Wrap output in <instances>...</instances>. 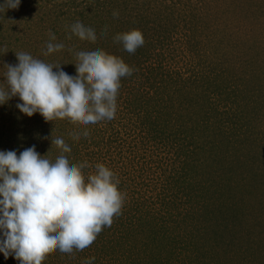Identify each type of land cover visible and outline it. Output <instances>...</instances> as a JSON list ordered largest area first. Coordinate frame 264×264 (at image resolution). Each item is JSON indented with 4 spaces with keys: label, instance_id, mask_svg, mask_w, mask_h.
<instances>
[{
    "label": "rangeland",
    "instance_id": "obj_1",
    "mask_svg": "<svg viewBox=\"0 0 264 264\" xmlns=\"http://www.w3.org/2000/svg\"><path fill=\"white\" fill-rule=\"evenodd\" d=\"M28 1L20 0L18 12L36 11V21L24 19L21 24L24 30L19 33L8 27L1 29L5 33L0 38V53L3 52L0 84L4 82L7 71L4 65H15L18 62L15 53L18 52H26L45 63L62 64L64 72L75 76L76 70L70 68L71 62H77L75 53L95 51L92 42H83L70 33L71 25L77 21L95 30L96 42L102 41L100 33L106 27L110 32L116 31L105 39L107 44L102 50L107 54H119L115 51L118 42L113 40L119 30H139L145 41L134 54L126 51L134 72L129 77L121 78L115 118L83 126L89 132L86 138L81 136L78 141L72 139L70 134L80 126L73 125L69 120L46 123L39 113L27 117L17 110L12 126L2 116L3 105H0V149L14 150L19 156L25 148L34 145L43 156L51 147V136L63 138L71 148L70 163L87 162L90 166L82 169L85 178L94 172L95 165L104 164L119 179L118 189L126 194L121 214L113 218L111 227L102 229L91 246L83 251L74 249L72 253H61L57 249L42 264H83L92 257L95 258L94 264H133L130 258L135 254L140 259L139 264L147 261V256L141 254L145 245L151 243V231L159 222L167 225L165 221H169L168 226L173 224V216L178 215V208L174 210V206L187 214L190 208L186 206L191 203L189 195L202 179L208 178L214 157H219L221 162L228 161L235 169L222 176L233 177L231 183L237 181L234 185L237 190L229 193L228 199L226 197V205H232V209L224 208L228 219L236 223V228L232 229L230 224L229 230L232 231L223 241L226 243L232 236L231 239L236 237L238 242L251 233L264 245V119L260 122L263 129L252 132L253 136H249L247 143L239 145L233 143L236 141L233 132L242 134L243 129L236 128L231 116L236 111L235 100H242L244 109H251L249 94L256 86L264 92V0H122L124 5L125 2L130 3L125 15L124 6L118 1L112 3L113 0H105L106 4L102 3L101 8L96 7L98 5L89 6L82 0H39L41 7H36L34 3L29 5ZM0 3L3 4L4 0H0ZM114 11L122 16L114 18ZM4 14L8 12L2 13L3 17L0 15V22L7 26ZM127 15L132 18L131 27L123 23ZM105 19L111 23L107 24ZM49 33L55 34L54 43H63L65 47L46 56L44 52ZM69 36L71 39H68ZM257 39L262 47L253 46L251 40ZM130 64L127 65L132 68ZM150 71L152 79L156 78L158 71L163 72L161 74L165 77L181 73L185 79H190L189 83L195 75L196 78H207L201 80L204 88L192 84V91H189L192 93L190 96L199 98V103L194 101L195 108L198 112L202 111V120L206 117L210 124L208 128L202 124L199 129L197 145L200 147L196 151L188 154V148L186 155H183L176 143L165 144L160 142L161 139L151 141L148 148L141 145L137 138V125L140 124V115L146 117L147 114L136 112L130 106L132 102V107L136 106L142 95L149 101L146 80L151 76ZM202 90L209 94L214 103L213 109L208 110L205 99L197 94ZM17 103L21 101L14 97L6 104L12 106ZM222 120L225 123H220ZM214 121L218 124H214ZM223 127L225 131L219 133L218 130ZM11 143L13 149L7 146H11ZM59 154V149L52 146L48 158L54 161ZM240 161L243 166L238 169L237 163ZM207 165L208 173L205 172ZM163 209L165 221H153L157 212ZM213 218H221L220 210L215 211ZM237 221H242V232L238 230ZM173 228L174 225L165 229V235L172 234ZM233 230L238 231L237 236L233 235L236 233ZM229 249L231 257V250L236 255L228 264H251L248 257L240 255L238 247ZM2 256L7 264H19L12 256L9 259H5L3 253ZM210 264L222 263L213 259Z\"/></svg>",
    "mask_w": 264,
    "mask_h": 264
},
{
    "label": "clouds",
    "instance_id": "obj_2",
    "mask_svg": "<svg viewBox=\"0 0 264 264\" xmlns=\"http://www.w3.org/2000/svg\"><path fill=\"white\" fill-rule=\"evenodd\" d=\"M19 5L20 0H4L0 13ZM118 16L114 11L113 17ZM71 33L82 41L97 40L95 30L80 21L71 25ZM55 40L49 33L44 55L65 47ZM113 40L129 54L145 43L139 30L119 33ZM15 56V65H4L0 105L18 97L21 103L16 107L27 117L39 113L46 123L67 119L80 126L70 134L77 141L89 136L83 126L115 118L121 78L134 72L121 58L99 49L75 53V76L64 72L62 64L45 63L26 52ZM50 139L51 147L43 156L34 145L19 156L14 150L0 151V253L19 264H42L57 249L83 251L104 227H111L124 204L126 194L118 189L119 179L112 170L97 164L85 178L82 169L90 167L87 162L70 163L65 154L71 148L65 140ZM52 146L60 152L54 161L48 158ZM94 259L83 264H94Z\"/></svg>",
    "mask_w": 264,
    "mask_h": 264
},
{
    "label": "trees",
    "instance_id": "obj_3",
    "mask_svg": "<svg viewBox=\"0 0 264 264\" xmlns=\"http://www.w3.org/2000/svg\"><path fill=\"white\" fill-rule=\"evenodd\" d=\"M117 1L122 4V0H113L112 3H117ZM83 2H85V4L88 3L89 6L98 5L96 7L99 8L102 7V3L106 4L105 0H82V3ZM31 3H34L36 7L42 6L39 0L28 1L29 5ZM125 4L126 5H124V3L122 4L124 6L123 15H125V10L128 13L130 3L125 2ZM130 9L132 8L130 7ZM7 12L8 14H4V17L6 16L4 19H6L5 23L7 26L0 22V38H2L5 33H2L3 31H1V29L5 28L6 30L8 27L12 28L14 32L19 33L21 30H24V28H22L24 26L21 25L24 19L28 22L36 21L37 14L36 11L33 10L18 12L17 9L15 12L10 10H7ZM0 15L3 17L2 13H0ZM120 16L122 15L120 14L118 17ZM124 18L126 21L123 19V23L131 27V16L127 15L126 17L124 16ZM127 18L129 19L127 20ZM104 21L107 24L111 23L109 22V19H105ZM128 31L131 30H129V28L125 30L122 29L121 31H118V34ZM115 32L116 31L110 32L109 29H107L106 32H101L100 35L102 37V41L91 43V45L94 46L93 50H102L107 44L105 39L109 36H113ZM84 41L86 42V40ZM251 42L255 44H253L255 48L258 46L262 47V45L259 44L260 41L258 39L256 41L251 40ZM118 44L119 47H117ZM117 45L115 51L119 54H116L115 56L124 60L125 63L127 62V64H130V56H127L128 54L126 55V51L123 49L122 44L117 43ZM112 50L114 51V46H112ZM124 53L125 56H123ZM1 54H3V52L0 53V59L2 58ZM75 63L76 62L74 61L71 62L70 68L75 69ZM131 67L134 69L132 65ZM74 73L76 75V72ZM150 73L151 76L148 77L147 80L145 79L149 89V101H147L145 96L142 95L140 97V102H138L136 106L132 107V105H134L133 102L130 106V109L132 108L136 112L147 114L146 117H142L140 115V124L137 125V138L141 141V145L148 148L151 141L161 139L160 142L165 144L170 142L174 144L176 143L175 145L179 148V152L183 155H186L188 148L190 150L188 154L192 151H196L197 148L200 147L197 145L199 142V129L202 127V124H206V128H208L210 124L208 123V119L206 117H203L202 120V111L200 110L198 112L195 108L197 106L194 104V101L195 103H199V98L195 95L190 96L192 93H189V91H192V84H195L197 87L204 88L205 85L201 83V80L203 79L205 81L207 78H196L197 76L195 75L191 83H189L188 80L190 81V79H185L181 73H176L175 75L169 74L168 77H165L161 74L163 72L158 71L156 78L153 79L152 72L150 71ZM188 85L190 86L188 87ZM197 94L201 95V99H205V105H209L208 110L214 108V103L207 92L202 90L200 93L197 92ZM249 95V106L251 109H244L242 100H235L236 111L231 115L236 122V128L241 127V129H243L242 134H238L235 131L233 132V136L236 138V141H233V143H238L239 145L247 143L249 136H253L251 135L252 132L263 129L260 126V122L264 119V92L262 89L258 90L256 86L253 93ZM129 97L130 94L127 99H129ZM187 97L188 100H193V102H188V100L186 101ZM131 100H133V98H131ZM10 105L11 104H5V106L3 105L1 111H3L2 116L7 118V121L13 126L14 121L12 119L17 115L16 112L17 110L19 111V109L14 104L12 106ZM148 107L152 111L148 109ZM183 111L187 112V114H184ZM8 115H10L9 118ZM210 119L211 115L209 116V122ZM238 120H240V122ZM220 123L225 122L222 120ZM214 124L218 123H215L214 121ZM224 131V127L218 130V132L222 134ZM214 134L217 135L218 133L215 131ZM7 146L12 149L14 148L12 143V147L9 145ZM0 151L4 150L0 149ZM65 155L68 159L70 158V153ZM218 159L217 157H214V165L208 174V178L202 179L201 184L195 187V189H192L191 195H189L191 203L186 206L187 208H190L189 211H187V214H183L180 207H173L174 210H177L178 208V215L176 214V217L175 215L173 216L172 225H174V228L171 229L173 231L172 234H168V236L165 235L167 233L165 229L168 230V228L172 226H168L169 221H165V209L157 212V217L154 218L153 221H165L168 223L167 225H162L159 222L151 231L149 239L151 240L150 244L152 245L146 244L144 250L142 249L141 255L147 256V261H144L142 264H210L213 259L219 261V263L228 264L236 255L234 251L231 250L233 257L230 256L229 247L233 248L234 246L241 250V256L248 257L251 264H264V245L259 243V240H257L258 238L255 235H252L251 233L249 235H244V239L238 242L235 240L236 237L231 239L232 236L227 239L226 243L223 241L228 232H231L232 229L236 228V223L234 221H230V218L228 219L229 215L227 210L232 209V205L227 207L226 197L228 199V194L237 190V186L234 187L237 181L236 183H231L233 177L222 176L224 173L233 172L232 170L235 169L228 164V161L221 162ZM242 166V161L237 163L238 169ZM205 172L208 173V165L205 168ZM235 176L237 178L238 173H236ZM260 178L263 179L262 176H260ZM262 183L264 187V180H262ZM198 187L200 189H198ZM162 203L165 204V200H163ZM215 207L216 209L213 210ZM217 210H220L221 218H213L215 217V211ZM168 213L169 211L167 214ZM236 219L241 218L236 217ZM241 222L237 221V225L239 226L238 230H241L242 228ZM230 224L232 225L231 230H229ZM233 231L236 232V230ZM237 234L238 231L233 235L237 236ZM245 239L247 241H244ZM164 246H166L167 249H162ZM220 248H222V251H220ZM130 259L133 260V264H139L138 261L140 259L136 254ZM0 264H7V262L3 259L2 253H0Z\"/></svg>",
    "mask_w": 264,
    "mask_h": 264
}]
</instances>
